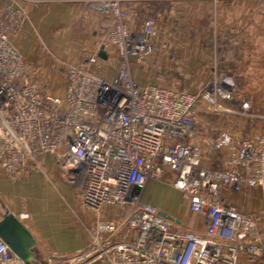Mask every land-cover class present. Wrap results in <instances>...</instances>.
Here are the masks:
<instances>
[{
  "label": "built area",
  "instance_id": "2783aa9c",
  "mask_svg": "<svg viewBox=\"0 0 264 264\" xmlns=\"http://www.w3.org/2000/svg\"><path fill=\"white\" fill-rule=\"evenodd\" d=\"M156 1L170 2L169 18L184 33L196 19L193 13L214 18L222 0H87L113 18L101 53L108 61L116 57V72L102 66L99 54L91 55L66 68L63 95L42 89L27 69L11 43L24 14L6 12L0 20V170L14 182L51 155L65 181L81 192L86 212L98 215L110 207L123 217L128 208L120 227L99 222L87 252L55 264H264L259 215L239 209L223 193L264 191V135L253 139L223 131L209 139L206 150L228 153L215 168L205 163L208 151L197 141L196 107L233 99V85L197 94L137 80V67L158 48L170 54L172 46L163 39L167 24L160 28L151 14L131 21L126 6ZM199 18L195 28L208 38L196 46L215 52L205 17ZM242 75L230 70L226 77ZM151 181L180 191L202 229H189L145 202ZM27 218L25 212L18 216ZM104 230L124 236L104 238ZM0 264H24L1 238Z\"/></svg>",
  "mask_w": 264,
  "mask_h": 264
},
{
  "label": "crops",
  "instance_id": "0c3cea01",
  "mask_svg": "<svg viewBox=\"0 0 264 264\" xmlns=\"http://www.w3.org/2000/svg\"><path fill=\"white\" fill-rule=\"evenodd\" d=\"M170 7L167 1L126 6L131 21L143 20L151 14L155 15L160 28L164 29L167 24L169 29L163 39L172 46L170 54H164L158 48L141 67H137L134 72L137 80L161 83L158 75L165 76L166 71H170L175 78L178 72H183V68L179 70L180 61L187 63L188 60L189 65L197 68V74L202 70L211 54L196 46L198 40L208 38L195 28L201 15L209 28L207 35H212L217 46L213 53L220 51L221 57V51L225 50L223 41L228 40L232 57L226 64H235L243 71V76L237 78L238 85L232 83L233 99L225 101L229 106L237 103L243 115L238 114L235 120L229 119L230 124L223 130L235 137L255 139L264 135V2L224 0L214 18L193 13L192 17L196 19L191 21L184 33L169 18ZM10 9L21 10L24 14L20 29L11 40L14 49L24 59L27 69L32 71L42 89L56 95L64 94L66 68L85 63L91 55H100L103 39L114 24L111 16L100 15L87 0H0V20ZM230 35L235 39H226ZM101 58L102 66L115 71L113 61L116 57L113 54L111 61L107 60L105 54ZM216 63L209 65L215 67ZM206 72L205 75L208 74ZM211 74L212 71L209 77ZM163 85L173 87L172 83ZM244 104H248L249 108H245ZM256 105H259V111ZM219 155L218 159L222 157L219 162L223 166L228 153ZM215 163L209 164L215 168L221 167ZM0 174L4 176L1 170ZM223 193L244 212L257 213L261 231L264 191L261 188H248L240 194H233L224 188ZM143 200L154 204L162 213L189 229L197 230L200 227L185 221V213H193L187 203H183L182 193L171 185L149 182L143 192ZM0 201L5 205L6 214L12 213L17 218L24 212L28 214L27 219L20 221L35 241L32 252L35 262L39 264H55L84 254L92 245V228H97L101 221L117 228L123 219L120 211L110 207L98 215L86 212L81 192L65 181L51 155L42 159L41 167L33 168L17 181L0 175ZM122 232L118 230L111 234L104 230L103 237L112 235L121 240Z\"/></svg>",
  "mask_w": 264,
  "mask_h": 264
},
{
  "label": "rangeland",
  "instance_id": "374dc122",
  "mask_svg": "<svg viewBox=\"0 0 264 264\" xmlns=\"http://www.w3.org/2000/svg\"><path fill=\"white\" fill-rule=\"evenodd\" d=\"M223 1L224 0H222L218 6H220V4H222ZM262 1L264 2V0ZM206 52H209V54H211V57L207 58L206 63L203 65V67H201L202 70L198 74L195 73V70L197 68H195L193 65L192 66L189 65L188 60L187 63L180 61L181 68L179 70L181 71L183 68V72H181V74L180 72H178L179 74H177V76L173 78L172 73H169L170 71H166L164 72L165 76L158 75V80H160L161 84L172 83L173 87H175L178 90H182L184 92H189V93H197V94L208 92L211 86H215V85L225 90L227 87V85L225 84L226 81L229 82L230 84L234 83L235 85H238L237 78L227 79V77L230 76V70H239L240 68L238 66H235V64L229 66L226 65L225 67L221 68L219 63L220 51H217V53H213V51H206ZM215 62H217L215 64V67L214 65H209V63L214 64ZM210 70L212 71V74L209 77L208 74L211 73ZM206 71L208 72L207 75H205ZM227 111L230 112L227 113ZM230 114L231 116H229ZM238 114L243 115V110L239 108V105H237V103H233L232 105L229 106L221 98L218 99L217 104L214 106L206 103L205 101H201L198 103L196 107V116H197L196 132H197L198 142L200 141V145L203 147L204 151H208L206 150L207 141L215 137L220 132H223L224 127L230 124L228 122L230 121L229 119H234V118L237 119V117H239ZM219 154L221 153L208 151L207 153H205V157H204L205 163L213 164L216 162L215 164H218L219 166L222 167V164H220L219 162V160H222V157L218 159V157L220 156ZM0 175L2 177L5 176V175L3 176L2 174ZM165 185L168 186L169 184L165 183ZM183 203H186L184 198H183ZM6 211L7 210L5 208V205L0 201V221L2 220L3 216L6 214ZM127 216H128V208L125 215H123V219H122L123 222L125 221ZM184 219L185 221L195 224L196 226L199 225L200 227L197 230L202 229L203 224L200 225L201 219L198 215H194V214H190L189 212H186L184 215ZM260 232L264 239V222L262 223V228ZM122 236H124L123 232H122Z\"/></svg>",
  "mask_w": 264,
  "mask_h": 264
},
{
  "label": "water",
  "instance_id": "95a60500",
  "mask_svg": "<svg viewBox=\"0 0 264 264\" xmlns=\"http://www.w3.org/2000/svg\"><path fill=\"white\" fill-rule=\"evenodd\" d=\"M100 56L103 57L104 54L101 53ZM0 238L24 264H39L35 262L32 252L35 241L14 214H6L0 221Z\"/></svg>",
  "mask_w": 264,
  "mask_h": 264
},
{
  "label": "trees",
  "instance_id": "16d2710c",
  "mask_svg": "<svg viewBox=\"0 0 264 264\" xmlns=\"http://www.w3.org/2000/svg\"><path fill=\"white\" fill-rule=\"evenodd\" d=\"M232 37V38H231ZM235 39L233 35H230L229 36H226V39ZM228 40H226V42L223 41V43L225 44V50L224 52L222 53L221 57L219 58V63H220V66L221 68L222 67H225L227 64V62L231 59L232 57V52L230 51V49L228 48Z\"/></svg>",
  "mask_w": 264,
  "mask_h": 264
},
{
  "label": "bare ground",
  "instance_id": "6f19581e",
  "mask_svg": "<svg viewBox=\"0 0 264 264\" xmlns=\"http://www.w3.org/2000/svg\"><path fill=\"white\" fill-rule=\"evenodd\" d=\"M225 83H227V81Z\"/></svg>",
  "mask_w": 264,
  "mask_h": 264
}]
</instances>
